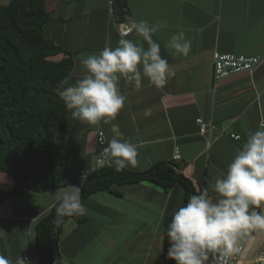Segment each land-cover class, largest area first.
Masks as SVG:
<instances>
[{
	"label": "crops",
	"instance_id": "1",
	"mask_svg": "<svg viewBox=\"0 0 264 264\" xmlns=\"http://www.w3.org/2000/svg\"><path fill=\"white\" fill-rule=\"evenodd\" d=\"M127 5L129 19L163 24L152 39L175 76L164 88L147 78L139 89L122 80L126 104L108 124L88 125L74 120L69 111L67 134L77 141L79 168H100L95 165L96 138L104 130L107 139H129L138 145V166L127 168L135 171L172 161L178 147L179 171L197 192L204 185L214 196L215 178L226 172L247 137L264 121V0H127ZM46 8L52 19L45 25V35L74 53L76 76L84 72L82 55L117 46L120 33L109 0H46ZM180 31L192 42L187 56L165 47ZM128 39L148 47L135 32ZM215 50L261 55L263 61L253 73L232 76L215 87ZM147 110L150 115H145ZM199 118L216 126L211 136L201 134ZM13 185L12 175L0 171V189L8 191ZM62 188L26 190L0 203V254L12 260L20 255L29 264H38L36 225ZM185 194L181 184L166 190L144 180L90 195L82 202L86 214L65 221L59 240L62 264H158L164 260V219L184 203ZM263 248L264 237H259L246 246L237 264H257Z\"/></svg>",
	"mask_w": 264,
	"mask_h": 264
},
{
	"label": "clouds",
	"instance_id": "2",
	"mask_svg": "<svg viewBox=\"0 0 264 264\" xmlns=\"http://www.w3.org/2000/svg\"><path fill=\"white\" fill-rule=\"evenodd\" d=\"M162 26L130 19L116 47H105L98 54L79 58L83 75L74 85H69L67 78L59 81L57 89L74 120L98 125L115 119L127 100L121 91L122 80L136 89L142 87L145 78L157 88L166 86L175 71L161 56L160 45L152 39ZM132 32L147 42V49L127 38ZM191 43L180 31L172 35L165 47L187 56ZM145 115H150V110ZM96 143L101 146L96 154L97 167L108 166L120 173L129 166H138V145L131 140L107 139L101 132ZM86 178L81 177V185ZM211 190L214 196L205 188L172 214L166 230L169 241L166 259L174 260L175 264H232L246 246L264 237V123L247 137L226 172L215 178ZM81 191L77 185L56 191L58 221L65 216L86 214ZM0 264H29V261L20 255L12 260L0 254Z\"/></svg>",
	"mask_w": 264,
	"mask_h": 264
},
{
	"label": "trees",
	"instance_id": "3",
	"mask_svg": "<svg viewBox=\"0 0 264 264\" xmlns=\"http://www.w3.org/2000/svg\"><path fill=\"white\" fill-rule=\"evenodd\" d=\"M116 22L127 21V0H114ZM52 17L46 0H9L0 2V171L10 173L13 187L0 189V203L22 195L67 185L81 186V200L102 190L113 191L116 184L150 180L166 190L181 184L187 203L193 194V182L178 170L174 161H158L149 169H125L117 173L111 167L97 168L81 185L77 141L68 137V113L57 92L59 81L67 78L74 85V53L45 35ZM64 53L59 60L51 57ZM57 202L36 225L35 245L38 264H62L60 235L67 218L58 221ZM180 206V207H181ZM258 211L260 209H257ZM172 215L164 219V260L169 241L166 237Z\"/></svg>",
	"mask_w": 264,
	"mask_h": 264
},
{
	"label": "built area",
	"instance_id": "4",
	"mask_svg": "<svg viewBox=\"0 0 264 264\" xmlns=\"http://www.w3.org/2000/svg\"><path fill=\"white\" fill-rule=\"evenodd\" d=\"M109 3L112 8V12H114L113 10L114 0H109ZM129 20L116 22L120 33V38H121V33L127 31L129 26ZM213 61H214L213 84L215 87H217L222 81L232 76L239 75L242 73H253L261 65L263 61V57L261 55L226 53L215 50L213 53ZM198 123L200 124V132L203 135L207 134L208 136H211L212 132L216 130V126L213 123L206 122L202 118L198 119ZM262 123H264V121ZM101 132H103V134L106 137V133L104 130H99L98 135ZM231 137L236 140L241 139V135L238 133H231ZM100 150H101V146L97 144L96 153L99 154ZM180 158H181L180 149L177 147L173 154L172 161L177 162ZM95 169L97 168H94L92 171L81 170L80 178L85 175L86 177H88L93 171H95ZM242 253L233 258L232 264H237L238 259L240 258ZM257 261H258L257 264H264V248L260 250Z\"/></svg>",
	"mask_w": 264,
	"mask_h": 264
},
{
	"label": "rangeland",
	"instance_id": "5",
	"mask_svg": "<svg viewBox=\"0 0 264 264\" xmlns=\"http://www.w3.org/2000/svg\"><path fill=\"white\" fill-rule=\"evenodd\" d=\"M170 262H171L172 264H175V261H171V260H170ZM158 264H167V262H166L165 260L162 259V261H159Z\"/></svg>",
	"mask_w": 264,
	"mask_h": 264
},
{
	"label": "water",
	"instance_id": "6",
	"mask_svg": "<svg viewBox=\"0 0 264 264\" xmlns=\"http://www.w3.org/2000/svg\"><path fill=\"white\" fill-rule=\"evenodd\" d=\"M178 170H179V168H178Z\"/></svg>",
	"mask_w": 264,
	"mask_h": 264
}]
</instances>
